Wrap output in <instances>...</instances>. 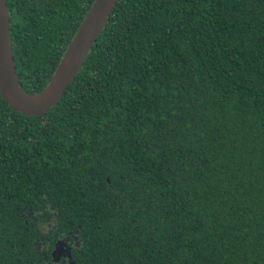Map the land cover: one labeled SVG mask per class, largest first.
Listing matches in <instances>:
<instances>
[{
    "label": "trees",
    "instance_id": "1",
    "mask_svg": "<svg viewBox=\"0 0 264 264\" xmlns=\"http://www.w3.org/2000/svg\"><path fill=\"white\" fill-rule=\"evenodd\" d=\"M93 1L6 0L25 92ZM0 264H264V0H119L56 105L0 97Z\"/></svg>",
    "mask_w": 264,
    "mask_h": 264
},
{
    "label": "water",
    "instance_id": "2",
    "mask_svg": "<svg viewBox=\"0 0 264 264\" xmlns=\"http://www.w3.org/2000/svg\"><path fill=\"white\" fill-rule=\"evenodd\" d=\"M119 0H94L66 47L45 88L30 94L24 91L15 62L6 0H0V97L9 107L27 116H38L56 105L81 72L85 59ZM55 258L60 257L57 250ZM63 255H68V250Z\"/></svg>",
    "mask_w": 264,
    "mask_h": 264
},
{
    "label": "rangeland",
    "instance_id": "3",
    "mask_svg": "<svg viewBox=\"0 0 264 264\" xmlns=\"http://www.w3.org/2000/svg\"><path fill=\"white\" fill-rule=\"evenodd\" d=\"M67 247H66V245L62 246V244L57 246L56 250H57V253H60V257L62 256V253H65L67 251Z\"/></svg>",
    "mask_w": 264,
    "mask_h": 264
}]
</instances>
